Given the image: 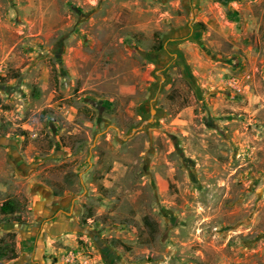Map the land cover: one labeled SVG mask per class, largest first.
I'll return each mask as SVG.
<instances>
[{
	"label": "rangeland",
	"instance_id": "obj_1",
	"mask_svg": "<svg viewBox=\"0 0 264 264\" xmlns=\"http://www.w3.org/2000/svg\"><path fill=\"white\" fill-rule=\"evenodd\" d=\"M23 197L0 264H264V0H0Z\"/></svg>",
	"mask_w": 264,
	"mask_h": 264
},
{
	"label": "trees",
	"instance_id": "obj_2",
	"mask_svg": "<svg viewBox=\"0 0 264 264\" xmlns=\"http://www.w3.org/2000/svg\"><path fill=\"white\" fill-rule=\"evenodd\" d=\"M27 206V199L7 198L0 203V222H24L23 212ZM15 233L9 232L0 239V259H14L17 257L14 242Z\"/></svg>",
	"mask_w": 264,
	"mask_h": 264
},
{
	"label": "water",
	"instance_id": "obj_3",
	"mask_svg": "<svg viewBox=\"0 0 264 264\" xmlns=\"http://www.w3.org/2000/svg\"><path fill=\"white\" fill-rule=\"evenodd\" d=\"M141 128H142V126H140L138 129H141ZM138 129H134L133 132H135V131L138 130Z\"/></svg>",
	"mask_w": 264,
	"mask_h": 264
},
{
	"label": "bare ground",
	"instance_id": "obj_4",
	"mask_svg": "<svg viewBox=\"0 0 264 264\" xmlns=\"http://www.w3.org/2000/svg\"><path fill=\"white\" fill-rule=\"evenodd\" d=\"M151 111H152V113H154L155 110L152 108Z\"/></svg>",
	"mask_w": 264,
	"mask_h": 264
}]
</instances>
